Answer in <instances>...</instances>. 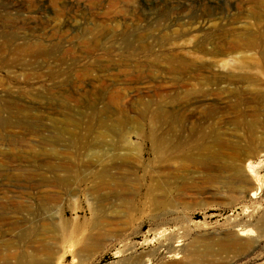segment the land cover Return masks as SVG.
Wrapping results in <instances>:
<instances>
[{
    "label": "rangeland",
    "instance_id": "1",
    "mask_svg": "<svg viewBox=\"0 0 264 264\" xmlns=\"http://www.w3.org/2000/svg\"><path fill=\"white\" fill-rule=\"evenodd\" d=\"M263 11L264 0H0V264L14 262L24 242L39 237V225L54 212L70 229L94 238L79 256L66 251L78 246L55 245L49 234L41 243L56 251L57 259L47 264H166L155 254L165 236L154 233L163 229L182 235L190 248L246 230L244 238H252V246L242 254L230 253L222 264H264V167L257 170L262 184L253 199L246 186L225 183L228 175H201L187 158L181 160L178 176L169 179L167 197L154 192L163 203H153L143 187L151 158L145 134L150 112L158 106L172 111L174 118L190 117L189 126L210 125L212 119L204 114L218 107L226 112L215 120L246 119L255 126L258 140L264 139V114L241 106L246 114L242 118L229 109L235 98L223 93L227 83L208 85L205 96L183 89L187 83L207 81L213 71H225L220 62L213 71L168 69L187 58L208 60L192 50L201 35L199 21L210 23L208 37L219 46L226 35L234 38L237 32L257 37L264 21L253 15ZM230 45L229 56L215 59L241 55ZM251 52L252 58L247 56L250 51L242 55L252 64L258 52ZM260 66L264 89V61ZM237 84L242 85L230 82L227 87ZM145 85L155 91L133 90ZM155 125L158 131L173 133L182 127L171 120ZM222 126L224 138L247 142L244 127ZM119 130L126 132L124 141L116 135ZM117 150L129 151V162L143 185L131 208L115 219L117 224L96 227L101 208L85 193L97 188L95 174L110 164V153ZM86 154L94 160L96 179L86 174ZM68 163L75 165L74 172L66 170ZM63 178L68 185H42ZM24 229L27 238L19 240ZM148 258L149 263L144 261Z\"/></svg>",
    "mask_w": 264,
    "mask_h": 264
},
{
    "label": "bare ground",
    "instance_id": "2",
    "mask_svg": "<svg viewBox=\"0 0 264 264\" xmlns=\"http://www.w3.org/2000/svg\"><path fill=\"white\" fill-rule=\"evenodd\" d=\"M253 1L257 3L259 0ZM253 17L256 20L264 21V11L260 16L253 15ZM209 24L208 21H199L198 28L200 30L199 34L201 35L199 38H196L192 47L193 53L202 52L207 56L205 58L208 60L197 62L194 58H187L178 61L177 65L171 64L168 69L172 71L181 70L182 72H202V70L209 69L213 71L214 67H218L216 62H220V65H223L225 71L219 70V73L213 71L209 76L210 78L206 76L207 81L205 82L202 81L195 84L187 83L183 88L186 90V93H195L197 96L198 94L205 96L207 95L206 91L208 90V85L227 83L225 84L226 87L222 90L223 93L226 94L227 97L235 98L234 103L229 109L237 111L242 118H244L246 114L239 110L241 106H253L254 112L264 114V89L261 86V75L263 70H261L260 66V62L264 61V30L260 31L257 37L255 36L256 34L249 31L237 32L235 37L230 39L226 35L224 43L218 46L216 43L210 42L208 37ZM259 38L261 39L258 40ZM230 43L235 44L230 45ZM227 45H230L236 53L241 55H231L230 60L215 59L219 56H229V51L226 50V48H228ZM241 50L245 52L250 51V53L247 54L250 58H252L254 54L251 50H256V52H258V58L251 64L243 58L245 56L242 55L243 51ZM190 53H192V51H188V54ZM199 59L203 58L199 57ZM230 82L241 83L242 85L237 84L230 90L227 87ZM190 85H195L198 88H189ZM133 90L138 93H142V91H155L150 85L137 88L134 87ZM242 94L246 95V98L243 99ZM223 112L226 111L218 107L210 108V110L204 114V118L206 120L212 119V123L210 125L201 123L198 126H189V124H193L190 117L180 119L170 116L172 111L162 105L150 112L151 125L145 134V139L150 143L151 158L147 164V175L145 174L143 178V181L147 183L143 187L146 188V197L151 198L153 203H163L154 197L155 191H161L162 197H167L168 193H170L169 179L178 176L177 174L182 168L181 160L183 158H187L191 163L196 165L197 172L201 175L210 176L212 178L219 175H228L229 178L225 180V183L240 188L246 186L245 188L247 193H249V197L251 199L256 198L262 184V178L259 179V175L256 178V175L258 174L257 170L260 167H264V158H262V156H264V148L259 149L262 143H264V139L258 140L255 126L246 119L215 120V118L218 119L217 114ZM163 120L181 123L182 127L179 129L178 133H173L170 129L158 131V128H156L157 125L155 124ZM118 122L120 123V121ZM222 124H233L235 129L244 127L248 132L247 142L245 144L233 143L231 140L224 138L225 132L222 130ZM116 135L119 137L120 141H124L126 132L119 130ZM138 135L140 137L143 136L141 133ZM85 148V150L88 151L89 148ZM234 150L239 151L237 152L239 154L238 156L234 154V152H236ZM112 152L110 153V157H112V159L110 158V164L104 166L100 172L95 174L99 180L97 188L91 192L85 193V196L90 195L95 198L98 203L96 204L101 208V214L96 217V227L98 225L101 227L117 224L118 221L116 220H120V213L123 211V213H125L131 208L137 191L143 185L142 180L137 177L135 165L129 162V159H131L129 157V151L121 150L120 152L117 150ZM91 157L86 154V160L84 162V169L88 175L93 173L92 168H94V160ZM253 157H257L258 161L251 160ZM67 166V171L74 172L76 170L75 165L71 163H68ZM111 170H115V172L112 173L113 171L111 172ZM93 174L92 176L94 177ZM251 175H255L254 178L256 179L252 178ZM94 178L96 179V177ZM231 179L235 181H230ZM58 183L68 185V180L63 178L53 182L43 181L42 185L56 188L58 187ZM245 184H248V186ZM51 199L54 201L57 197L54 196ZM43 209L46 210L45 207H43ZM46 219L48 221L45 220L39 225L37 234L39 237H36L33 241H25L23 249L13 256L14 262L11 264H47V260L48 263L49 260L56 263L53 259H57L55 257L57 252L53 251L47 244L41 243L49 234H51V238L55 240V245L68 243L69 246L72 247L78 246L79 248L77 250L73 248V250H66L71 253L73 252L72 254L75 253L79 255L89 250L94 237H85L81 229H70L68 221L58 218L55 212L52 217ZM246 232V230L233 232L216 240L203 243L202 247L193 246L190 248L184 245L185 243H183L182 235H179V233H176L173 229L171 231L163 229L154 233L157 238L165 236V239L160 242L157 247L155 254L161 255V258L168 261L166 264H222L226 261L230 253L242 254L252 246L254 240L252 238H244L247 235ZM28 233L29 231H25L24 229L18 234V239H26ZM33 242H38V245L33 246ZM40 254L42 256L44 255V257L40 258ZM10 255L11 254L8 253L6 258H10ZM150 258L144 261L149 263V261H151Z\"/></svg>",
    "mask_w": 264,
    "mask_h": 264
}]
</instances>
